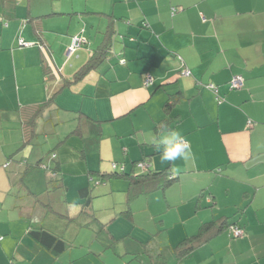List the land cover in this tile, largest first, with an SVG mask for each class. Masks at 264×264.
<instances>
[{
    "label": "crops",
    "instance_id": "crops-1",
    "mask_svg": "<svg viewBox=\"0 0 264 264\" xmlns=\"http://www.w3.org/2000/svg\"><path fill=\"white\" fill-rule=\"evenodd\" d=\"M110 21L114 31L108 57L56 93L64 79L74 78L88 62ZM80 34L87 41L69 51L73 37ZM235 74L244 78L240 88L229 85ZM176 92V118L169 130L179 131L191 151L187 159L162 162L160 151H154L169 130L155 126L165 116L166 100ZM51 95L55 98L49 100L48 111L34 117V108ZM61 109L76 110L71 119L84 123L82 139L87 125L103 136V126L112 124L121 137V124L130 117V133L137 134L127 149L133 162L144 157L148 167L169 165L178 180L195 178L192 189L182 190L187 193L181 201L173 203L166 195L169 206L179 207L182 227L142 225L144 236L117 232L96 215L93 197L87 213L99 224L88 249L79 239L82 229L74 239L67 237L70 216L62 211L52 219L60 220L65 231L46 223L47 210L43 220L35 221L37 187L55 185L50 163L59 162L54 175L62 171L60 186L67 191V168L73 162L79 165L87 153L77 147L86 142L71 143L72 133L58 135ZM26 116L33 119L36 133L28 143ZM140 119L150 129L144 132ZM43 152L57 154L49 170L41 168ZM124 162L125 170H135L133 162L126 169L127 157ZM28 164L34 165L25 172ZM81 179L87 182L90 173ZM81 184L76 197L83 211L81 188L89 186L93 194L90 181ZM157 191L127 200V215L133 218L131 203ZM24 193L30 194L29 201ZM18 200L30 209L20 208ZM224 216L236 219L243 234L234 236L225 227L188 255L177 257L174 248L181 239L195 234L204 222ZM102 223L113 235L110 239ZM34 226L65 239L66 248L56 252L41 243L31 232ZM153 240L159 246L152 245ZM76 246L86 248L76 251ZM151 246L157 255L152 264H264V0H0V264H131L142 252L151 255ZM122 247L131 255L126 261Z\"/></svg>",
    "mask_w": 264,
    "mask_h": 264
},
{
    "label": "rangeland",
    "instance_id": "rangeland-1",
    "mask_svg": "<svg viewBox=\"0 0 264 264\" xmlns=\"http://www.w3.org/2000/svg\"><path fill=\"white\" fill-rule=\"evenodd\" d=\"M51 104L54 105L53 107H57V104H53V103ZM48 109L49 108L44 110V112L48 111ZM49 112L52 114L56 113L54 109H51ZM78 112H80V110H78ZM59 114L63 116V121L59 123L58 135L66 137L67 133L70 134L72 133L73 136H69V137H71V140L74 141L71 143L86 142L87 145H79L77 147H81L82 149H84L82 153L83 152H87V153H85V157L80 160L79 165L73 162L72 166L70 164L69 166L70 168H67L70 174L69 177H67L68 182L71 180L69 183L70 188L67 191L64 187L60 186L63 184L61 178L62 171L58 172L56 176L54 175L55 173L53 174V172H51V175L53 174L51 177L56 178L55 181L56 186L53 185V182H51L50 183L51 185L47 186L46 188L37 187L36 189L37 194L33 196L36 200V205L32 206L34 207L35 221L43 220V214L47 210L48 214H46L47 215L45 219L46 223L53 225L58 231H65L64 230L65 225L61 224L60 220H58L56 223V221L52 219V215H56L55 217L57 219L60 216V211H62L64 215L70 216V219H68L69 221L65 218L68 221V230L66 231L67 237H69L70 239H74V237L78 235V229H82L79 239L81 242L85 241L84 244L87 245L86 247L88 249L90 247L89 243L91 241V238L95 234L94 229L97 228L99 223L98 220L95 219L92 215H90L85 211L80 210L81 205L79 202H77L76 193L78 192L77 189L79 188V186L82 185L81 183L88 184V181H90L92 187V194H93V208L95 210V213L99 218L109 221V224L113 230H116L117 232H124L126 230H130L136 233L134 235L144 236L147 231H144L145 228H143L144 226L142 225H145L149 229H156L157 225L165 226L166 223L170 225L176 224L177 226L182 227L184 220H177L178 218H181V215H179L178 212L179 207L169 206L167 204L166 198L167 196L171 197V202L173 203L181 201L183 199L181 198V196L187 193V191H184L182 193V190L192 189L193 186L197 184L195 182L196 181L195 178H189L188 180L185 181L177 179V181L173 182L171 185L165 188L158 189V191L151 197H139L137 200L134 201V203H131V210L133 214L132 219L129 215L123 212V210L127 207V186H128L127 179H124L119 176V177L108 178L106 181H99L97 177L90 175L91 178L90 180L88 179L87 182L81 181L82 176L84 175H86V177L87 175L89 176V173H87L89 169H93L97 167H105V170L108 171L115 169L116 170L124 169L125 167L124 161L126 157L128 161V165L126 169L128 170L130 169V166L133 162V159H135V157L128 156L127 149L131 145L129 144V142L134 138V136L137 135L135 132L130 133L133 128V122L130 117L124 120L121 124L122 130L124 132L123 136L121 137L116 136L117 133L115 132L114 126L112 124L103 126L102 129L104 134L103 136L99 134H95V130H94L95 127L93 128L90 125H87L84 131V133L86 134L85 135L86 138L82 139L79 135L82 133V129L84 130V126H85L84 123L83 122L80 123L76 119H74V121L72 122L71 119L72 116L76 115V110L61 109ZM138 125L144 128V132L147 131L146 129H150V126L143 119L138 120ZM78 127L80 128V130L76 131ZM79 138L81 140H78ZM40 146L44 148L46 146V143H42ZM76 153L80 154L81 152L80 150H78L76 151ZM45 154L46 152H43V155ZM56 156H57L56 153L51 152L49 155L47 153L45 155L44 161L41 163V168H44L45 166L47 167V170H49L48 169L49 161L54 162V160L57 159ZM88 163H90V166L88 165ZM142 163H146V162H142ZM142 163L136 164L135 166L136 172H140L147 169L145 166L142 165ZM50 166L54 167V165H52L51 163ZM79 171H83L84 173L79 174L78 173ZM77 173L78 176L72 178ZM51 177H48V179L49 178L51 179ZM184 178L186 179V177ZM24 197L26 198L27 201L30 200L28 199L30 197V194L24 193ZM49 203L52 205V208H47V205ZM18 205L20 206V208L26 205L24 209H30V207L28 206L29 204L22 202L21 200H18ZM182 205L184 206V203H182ZM45 207L47 209H45ZM55 210L57 211V213L54 212ZM158 212H161L163 214ZM184 215H186V212L184 213ZM163 217L165 218V222L164 219H162ZM88 223L91 226L88 227L87 226ZM134 223L137 225H134ZM226 229L227 231H229L231 229V226H227ZM132 238H134L133 235ZM152 242H150L152 243V245L156 244L157 246H159L158 243L159 241L155 242L153 240ZM86 247L76 246L75 250L80 251L82 250V248L84 249ZM162 248L163 250H167V254H168V248H166L165 246H163ZM124 249L125 248L122 247L121 251L124 256V261H126L131 258V255L125 252ZM154 249L155 247L153 246L148 247L147 248L148 253L151 255L144 254L145 252H142L139 255V259L133 260V263L131 264H137V263L146 264L145 262L147 263L149 262L151 264L154 262L156 263L157 255L155 253H152L154 252ZM107 254L111 256V258H114L112 253H107ZM105 258L106 256H104V259ZM107 262L111 263V261L109 260Z\"/></svg>",
    "mask_w": 264,
    "mask_h": 264
},
{
    "label": "trees",
    "instance_id": "trees-1",
    "mask_svg": "<svg viewBox=\"0 0 264 264\" xmlns=\"http://www.w3.org/2000/svg\"><path fill=\"white\" fill-rule=\"evenodd\" d=\"M109 29H106V35L103 39V41L99 44V46L94 50L93 55L88 60L86 64H84L74 75V78L72 79H64V81L61 83L59 88L56 90V93H59L63 88L69 87L75 79H80L85 75L90 69L96 68L99 66L101 62L104 61L106 57L109 55V49L111 47V41H112V35H113V23L110 21L108 24ZM230 82V81H229ZM230 85V83H229ZM216 89L218 91V88L216 86ZM215 92H217L215 89H213ZM55 93V94H56ZM54 94V95H55ZM174 97H169L165 104H164V112L165 116H163L156 124V129H165L169 130L172 127V121L175 120L176 116L172 113V110L174 109L176 105V100H178V93H173ZM54 95H51V97L46 100L44 103L39 104L37 107L34 108L33 115H38L39 113L44 112L45 109L48 108L49 100H54ZM29 122L26 123V138L24 143H28L32 140V138L36 135L35 131H32L34 128V122L33 119L29 116L27 120ZM80 128L77 129V131ZM159 152L160 149L155 150L154 152ZM144 157L138 158L137 160H134V165L137 163L145 162L143 161ZM34 164H28L24 171L27 172L29 169L33 167ZM145 167H148L147 163L142 164ZM59 162L56 161L55 166L53 167L54 173L59 170ZM89 173L91 176H95L98 178L99 181H105L108 178L112 177H122L127 179L128 181V187H127V200L131 201L132 199L142 195L147 194L151 191H155L160 188H165L169 185H171L173 182L177 181L178 176L176 173H174L170 166H165L163 168H152L148 167L147 169L136 172L134 169H131L129 171L125 169L121 170H101V169H91L89 170ZM53 180V179H51ZM81 195L84 198V201L82 202V208L85 212H90L92 208V195L90 192L89 186H84L81 188ZM126 214H129V207L125 208L123 210ZM230 225H239L238 221L236 219L231 218L229 216H224L218 220H210L204 222L198 231L190 236H186L183 239L179 241V243L175 246V252L178 258H183L184 256L188 255L193 248L196 246L204 243L205 241H208L210 238L218 234L220 231H222L225 227ZM101 228L103 229V234L106 235L109 239L113 236L108 228L106 227V224L102 223ZM31 232L34 235L35 238H37L41 243L49 247L50 249L59 252L66 248L67 242L62 237H59L49 231L48 229L44 227H38L34 226L31 228Z\"/></svg>",
    "mask_w": 264,
    "mask_h": 264
},
{
    "label": "clouds",
    "instance_id": "clouds-1",
    "mask_svg": "<svg viewBox=\"0 0 264 264\" xmlns=\"http://www.w3.org/2000/svg\"><path fill=\"white\" fill-rule=\"evenodd\" d=\"M157 147L160 149L162 162L187 159L191 151L190 143L177 130H169L167 134L160 137Z\"/></svg>",
    "mask_w": 264,
    "mask_h": 264
},
{
    "label": "built area",
    "instance_id": "built-area-1",
    "mask_svg": "<svg viewBox=\"0 0 264 264\" xmlns=\"http://www.w3.org/2000/svg\"><path fill=\"white\" fill-rule=\"evenodd\" d=\"M21 41L27 45L30 44V42H27L26 40L21 39ZM86 41H87V38L83 34L75 35L73 37L71 46L69 47V51L75 50L76 48L80 47ZM123 61L124 60H122V62ZM186 71H188V70H186ZM229 83H230L231 88H240L244 85V78L242 75L235 74L231 78ZM207 86L209 88L215 89L217 91L216 86L214 84H207ZM142 164H144V163H142ZM230 226L232 229V234L234 236H240L243 234L244 230L241 226H239V225H230Z\"/></svg>",
    "mask_w": 264,
    "mask_h": 264
}]
</instances>
